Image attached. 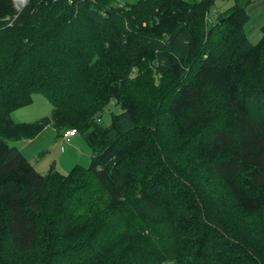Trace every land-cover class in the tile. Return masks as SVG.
I'll return each mask as SVG.
<instances>
[{
  "label": "trees",
  "instance_id": "obj_1",
  "mask_svg": "<svg viewBox=\"0 0 264 264\" xmlns=\"http://www.w3.org/2000/svg\"><path fill=\"white\" fill-rule=\"evenodd\" d=\"M214 3L0 0V264H264V23ZM34 94L51 115L14 122ZM45 126L88 166L10 144Z\"/></svg>",
  "mask_w": 264,
  "mask_h": 264
},
{
  "label": "rangeland",
  "instance_id": "obj_2",
  "mask_svg": "<svg viewBox=\"0 0 264 264\" xmlns=\"http://www.w3.org/2000/svg\"><path fill=\"white\" fill-rule=\"evenodd\" d=\"M119 3H129L135 0H118ZM232 3V1L230 2ZM215 9L218 5L227 6L229 3L215 0ZM218 12L222 11V8H218ZM213 17H216V13L211 11ZM264 23V19L259 23H252V28H247L246 36L251 43H256L261 37V25ZM129 76L135 78L137 75V68L131 66L129 69ZM153 80L155 84L162 81L159 79L157 73L154 74ZM52 112L51 103L41 94L32 95V101L24 106L16 109L11 113V118L14 122H33L44 117H49ZM120 112L117 107L112 104L101 114V117L97 118V122L101 126H108L110 124L111 116ZM66 131V130H65ZM64 133V131H63ZM60 135L57 130L52 126H45L43 130L28 144H22L23 142H11L10 144L20 148L22 155L33 165V167L40 173L45 174L49 168L56 169L62 174H66L70 169L79 164L82 166H88L91 160V149L86 142L84 135L76 133L74 138H66L64 135ZM25 141V140H24Z\"/></svg>",
  "mask_w": 264,
  "mask_h": 264
},
{
  "label": "crops",
  "instance_id": "obj_3",
  "mask_svg": "<svg viewBox=\"0 0 264 264\" xmlns=\"http://www.w3.org/2000/svg\"><path fill=\"white\" fill-rule=\"evenodd\" d=\"M221 2H226L229 3V5L224 6V5H218L217 6V11L219 10L218 8H222V10L226 9L229 7L232 3H230L232 0H220ZM247 14H248V19L244 25V31L247 33V26L249 25V28H252L253 24L252 23H259L264 19V0H249V4L247 7ZM39 135V134H38ZM61 135V134H60ZM76 136L73 135L71 138H74ZM32 139H27L23 140L22 144H28L31 142ZM20 150V148H18Z\"/></svg>",
  "mask_w": 264,
  "mask_h": 264
},
{
  "label": "built area",
  "instance_id": "obj_4",
  "mask_svg": "<svg viewBox=\"0 0 264 264\" xmlns=\"http://www.w3.org/2000/svg\"><path fill=\"white\" fill-rule=\"evenodd\" d=\"M213 13H214V10H213ZM210 18L208 17L207 18V21H209ZM77 132L75 129H68L66 131H64L63 135L66 137V138H70L71 136L75 135Z\"/></svg>",
  "mask_w": 264,
  "mask_h": 264
},
{
  "label": "clouds",
  "instance_id": "obj_5",
  "mask_svg": "<svg viewBox=\"0 0 264 264\" xmlns=\"http://www.w3.org/2000/svg\"><path fill=\"white\" fill-rule=\"evenodd\" d=\"M24 2H26V0H24Z\"/></svg>",
  "mask_w": 264,
  "mask_h": 264
}]
</instances>
